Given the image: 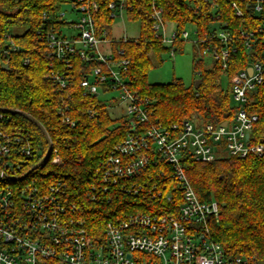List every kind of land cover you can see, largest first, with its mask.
Returning <instances> with one entry per match:
<instances>
[{
    "label": "trees",
    "instance_id": "trees-1",
    "mask_svg": "<svg viewBox=\"0 0 264 264\" xmlns=\"http://www.w3.org/2000/svg\"><path fill=\"white\" fill-rule=\"evenodd\" d=\"M74 1L78 2L0 0V48L7 50V56H0V132L11 135L22 131L37 150L21 170L24 175L17 177L20 180L8 176V183L16 187L32 177L45 184L61 180L66 183L71 200L82 207L88 227L95 235L108 217L122 211L158 210L166 203L147 202L140 196L117 197L111 202L88 200L96 170L113 146L131 132V127L125 112L112 111L111 100L97 93L83 94L79 81L85 77L94 81L91 69L101 65L96 58L85 61L77 53L69 55L71 67L67 69L63 88L50 77L52 69L64 72L66 67L65 60L48 55L45 36L50 30L64 34L60 26L68 27L70 22L60 17L61 6ZM94 1L97 8L90 13L95 36L108 40L101 50L110 52L115 60H128L126 69H120V75L129 89L143 100L150 120L161 125L184 120L218 124L233 118L236 105L230 96L231 77L251 62L264 65V30L257 31L260 27L264 29V0ZM233 1L241 10L239 15L231 5ZM257 1L258 10L254 7ZM110 3H114V7H109ZM119 7L127 20L138 22L137 36L126 39L112 36L111 27L117 17L114 13ZM152 8L160 11L163 23L173 24L174 52L182 49L185 40L180 33L188 25L194 27L193 72L200 79L196 88L193 81L185 85L181 79L147 81L153 61L161 62V55L170 48L152 28ZM20 28L23 30L19 32ZM218 31L225 32L229 39L223 42L217 36ZM243 32L252 35L246 38ZM205 48L227 49L225 65L211 57L205 63L207 54H202ZM223 76L227 79L226 87L222 85ZM106 86L99 88L108 91ZM246 99L248 113L257 116L250 142L264 144V80L247 93ZM59 107L73 125L61 120L57 113ZM7 109L34 116L46 129L55 150L47 161L29 172L45 154L47 142L35 124ZM55 155L59 160L52 163ZM183 167L198 198L218 203L217 220L208 221L209 238L219 243L229 257H244L252 264H264V152L249 153L242 158L224 154L205 162L186 158ZM159 169L170 172L165 166L150 167L139 180Z\"/></svg>",
    "mask_w": 264,
    "mask_h": 264
},
{
    "label": "built area",
    "instance_id": "built-area-1",
    "mask_svg": "<svg viewBox=\"0 0 264 264\" xmlns=\"http://www.w3.org/2000/svg\"><path fill=\"white\" fill-rule=\"evenodd\" d=\"M77 1L70 4L77 18L68 20V27L78 33L67 36L50 30L45 36L48 55L65 60L66 67L64 72L52 69L50 77L63 88L71 67L69 55L77 53L85 61L96 58L101 65L91 69L94 81L88 77L79 81L83 94L97 93L103 84L108 91L119 90L117 103L125 108L131 127L96 170L88 200L111 202L117 197L140 196L147 202L166 204L158 210L122 211L106 218L100 233L93 235L82 207L68 196L66 183L56 180L45 184L35 177L16 187L8 183V176L17 180L24 175L21 170L37 150L22 131L11 135L0 132V264H252L247 258L225 255L219 243L209 238L208 221L217 220L218 203L198 198L183 164L186 158L205 162L224 154L242 158L264 152V144L250 142L257 116L245 107L247 93L264 80V65L251 62L231 77L230 96L236 108L233 118L224 125L191 120L161 125L150 120L143 100L122 79L120 69H126L128 60H115L110 52L101 50L108 40L94 33L90 11L96 10V2ZM231 5L239 15L236 2ZM108 6L114 7V3ZM254 7L260 8L258 1ZM152 9V28L173 55L175 30L166 34L160 11ZM114 14L122 17V8ZM59 15L64 17L62 11ZM262 30L260 27L257 31ZM251 35L242 33L246 38ZM188 36L185 30L180 33L183 39ZM217 36L223 42L229 39L222 31ZM227 53L225 48L202 50V54L221 60L223 66ZM0 56H7V50L0 48ZM57 113L62 121L73 125L61 107ZM58 160L55 155L51 162ZM159 166L170 172L159 169L139 180L150 167Z\"/></svg>",
    "mask_w": 264,
    "mask_h": 264
},
{
    "label": "rangeland",
    "instance_id": "rangeland-1",
    "mask_svg": "<svg viewBox=\"0 0 264 264\" xmlns=\"http://www.w3.org/2000/svg\"><path fill=\"white\" fill-rule=\"evenodd\" d=\"M61 11L68 20L77 18V14L71 11V5L68 2L62 4ZM138 26L139 24L137 21H129L124 15H122V17H116L111 27L112 36L115 38L123 36L135 37L138 34ZM164 29L165 33L169 35L174 29L173 24L166 23ZM22 30L23 28H20L18 31L20 32ZM60 30L67 36L78 33L76 29L64 25L60 26ZM193 30V26L188 25L185 27V31H187L189 36L184 40L181 50L174 52L173 55H170L169 51H166L161 55V62L153 61V66L147 74V81L149 83L169 82L173 79H181L185 85H189L193 79L197 77L194 75L192 63ZM164 44L167 45V43ZM204 61L205 63L210 61V56L208 54L205 55ZM222 85L223 87L227 86V79L224 76L222 77ZM97 94L107 101H112L111 109L113 112H124L125 108L122 104L117 103L119 102V90L102 91L101 88H99Z\"/></svg>",
    "mask_w": 264,
    "mask_h": 264
},
{
    "label": "water",
    "instance_id": "water-1",
    "mask_svg": "<svg viewBox=\"0 0 264 264\" xmlns=\"http://www.w3.org/2000/svg\"><path fill=\"white\" fill-rule=\"evenodd\" d=\"M247 71L250 73L251 69L247 68ZM200 82L199 78H195L193 79V86L194 88L197 87L198 83ZM8 111L11 112H15L18 113L20 115H22L23 117H25L26 119H28L30 122H32L33 124H35L41 131V133L43 134L46 142H47V150L45 152V154L43 155V157L41 158V163H44L45 161H47V159L49 158V155L51 154L52 151V143H51V139L46 131V129L44 128V126L31 114L24 112V111H20L17 109H7ZM226 122H222V125H224ZM246 138H248V134H246ZM39 164H35L34 166H32L27 172L31 171L32 169L38 167ZM27 174V173H26Z\"/></svg>",
    "mask_w": 264,
    "mask_h": 264
},
{
    "label": "bare ground",
    "instance_id": "bare-ground-1",
    "mask_svg": "<svg viewBox=\"0 0 264 264\" xmlns=\"http://www.w3.org/2000/svg\"><path fill=\"white\" fill-rule=\"evenodd\" d=\"M153 7H154V6H153ZM105 39H107V38H105ZM71 58H72V56H71ZM87 64H88V63H87ZM40 164H41V163H40ZM40 164H39V165H40ZM39 165H38V166H39Z\"/></svg>",
    "mask_w": 264,
    "mask_h": 264
}]
</instances>
